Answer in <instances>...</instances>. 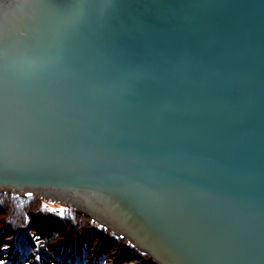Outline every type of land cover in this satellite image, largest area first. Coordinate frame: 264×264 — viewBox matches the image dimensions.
<instances>
[{"label":"water","instance_id":"1","mask_svg":"<svg viewBox=\"0 0 264 264\" xmlns=\"http://www.w3.org/2000/svg\"><path fill=\"white\" fill-rule=\"evenodd\" d=\"M35 1L0 30V188L157 264H264V0Z\"/></svg>","mask_w":264,"mask_h":264},{"label":"trees","instance_id":"2","mask_svg":"<svg viewBox=\"0 0 264 264\" xmlns=\"http://www.w3.org/2000/svg\"><path fill=\"white\" fill-rule=\"evenodd\" d=\"M36 259L46 264L156 263L91 214L34 190L0 188V264H33Z\"/></svg>","mask_w":264,"mask_h":264},{"label":"flooded vegetation","instance_id":"3","mask_svg":"<svg viewBox=\"0 0 264 264\" xmlns=\"http://www.w3.org/2000/svg\"><path fill=\"white\" fill-rule=\"evenodd\" d=\"M9 1V2H8ZM7 4H0V30L12 29L13 23H15L21 17L27 18L29 10L23 6V2L30 8L35 6V0H8ZM3 2V1H2ZM30 4V5H29Z\"/></svg>","mask_w":264,"mask_h":264},{"label":"rangeland","instance_id":"4","mask_svg":"<svg viewBox=\"0 0 264 264\" xmlns=\"http://www.w3.org/2000/svg\"><path fill=\"white\" fill-rule=\"evenodd\" d=\"M18 192H21V193H24L22 191H18ZM43 195L44 197H46L47 199L53 201V202H56V203H59V204H62V205H68V206H72V207H75L83 212H86L88 214H91L99 223L105 225L100 219H98L95 215H93L92 213L86 211L85 209L79 207L78 205L72 203L71 201L67 200V199H63V198H59V197H54V196H50V195H46V194H41ZM112 256V259H114V254L111 255ZM33 264H46L43 260L41 262H39L37 259L33 261Z\"/></svg>","mask_w":264,"mask_h":264}]
</instances>
